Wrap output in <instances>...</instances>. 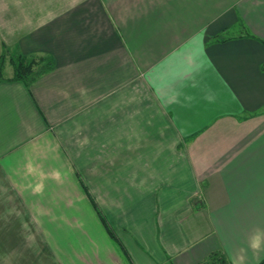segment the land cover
<instances>
[{"label": "crops", "instance_id": "obj_1", "mask_svg": "<svg viewBox=\"0 0 264 264\" xmlns=\"http://www.w3.org/2000/svg\"><path fill=\"white\" fill-rule=\"evenodd\" d=\"M5 45L55 66L0 78V264L264 258V0H0Z\"/></svg>", "mask_w": 264, "mask_h": 264}, {"label": "trees", "instance_id": "obj_2", "mask_svg": "<svg viewBox=\"0 0 264 264\" xmlns=\"http://www.w3.org/2000/svg\"><path fill=\"white\" fill-rule=\"evenodd\" d=\"M216 39H220V34L215 36ZM12 68L11 73H6L7 65ZM55 66V59L53 56L47 53L31 52L24 53L19 49L12 50L7 45L0 55V78L6 79H18L23 80L29 84L32 80L38 76L52 70ZM97 210L106 224L109 232L116 237V233L113 227L110 225L103 211L98 207L95 199H93ZM117 238V237H116ZM196 264H231L224 253L214 251L210 255L196 263ZM264 264V258L258 263Z\"/></svg>", "mask_w": 264, "mask_h": 264}, {"label": "clouds", "instance_id": "obj_3", "mask_svg": "<svg viewBox=\"0 0 264 264\" xmlns=\"http://www.w3.org/2000/svg\"><path fill=\"white\" fill-rule=\"evenodd\" d=\"M260 244H261V237L259 234L255 235L253 238H252V241H251V247L252 248H259L260 247Z\"/></svg>", "mask_w": 264, "mask_h": 264}, {"label": "rangeland", "instance_id": "obj_4", "mask_svg": "<svg viewBox=\"0 0 264 264\" xmlns=\"http://www.w3.org/2000/svg\"><path fill=\"white\" fill-rule=\"evenodd\" d=\"M6 73H8V72L6 71Z\"/></svg>", "mask_w": 264, "mask_h": 264}]
</instances>
